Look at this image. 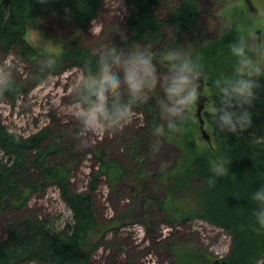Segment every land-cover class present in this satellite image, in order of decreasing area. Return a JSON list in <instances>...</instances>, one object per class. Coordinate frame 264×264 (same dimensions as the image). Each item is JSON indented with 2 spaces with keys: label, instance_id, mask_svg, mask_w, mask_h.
<instances>
[{
  "label": "trees",
  "instance_id": "1",
  "mask_svg": "<svg viewBox=\"0 0 264 264\" xmlns=\"http://www.w3.org/2000/svg\"><path fill=\"white\" fill-rule=\"evenodd\" d=\"M122 1L126 8L123 22L125 38L120 42L105 43L101 51L95 52L78 39L56 51H40L28 42L26 36L32 24L55 18L66 19L79 32H86L101 14L105 0H0V53H12L19 61L32 65L35 69L32 85L35 86L43 81L46 70L60 72L77 68L81 71L85 58H95L110 47L123 50L132 41L157 45L154 56L158 55L168 47L181 45L180 38L185 31L195 32L200 25V13L190 3L179 0ZM167 28L175 29L176 38L165 42L164 30ZM235 34H238L237 28L230 32L232 40ZM225 39L221 37L195 48L192 44L187 47L201 54L205 70L202 86H210L215 93L213 97L218 94L215 82L222 72L217 56L224 47ZM43 55L56 56V67L45 68L40 62ZM160 71L163 73L165 68L161 66ZM259 83L261 87L256 90V99L249 109L253 113L252 124L239 136L216 132L209 121L208 111L204 113V118L216 140L215 148H206L195 142L191 121L186 131L162 136L176 145L180 154L174 164L157 177V185L168 186L166 199L156 202L167 220L180 225L203 220L223 229L231 238V249L224 264H258L264 260V228L256 230L252 215L255 205L250 199L251 190L264 183V77ZM25 93L24 83L15 81L13 86L0 89V99L3 94L17 98ZM135 111L143 116V125L135 130L131 140V147L134 151L138 150L135 173L139 174L151 154L150 141L156 135L153 128L159 117L154 99L136 106ZM69 129L73 132L72 136L78 138L81 131L78 122ZM66 136L63 132L52 135L51 128L46 127L22 137L10 132L0 121V214L20 210L31 193L49 185L58 189L72 214L71 221L61 227H57L52 220L39 217H27L10 224L0 234V264H91L95 252L102 247L110 249L108 264H135L134 258L124 250L125 244L117 239L109 241L107 237L119 230L124 225L123 221L116 219L101 223L94 199L102 176L114 184L133 172L120 161L105 158V153L97 146H91L84 153L96 159L98 170L91 172L88 190L73 191L70 168L63 160L56 159L59 154L74 157L72 151L77 146L76 142L69 146L61 145ZM213 159L225 161L226 171L209 184L207 178L212 175L210 167ZM177 194H180V199ZM152 226L149 221H144L146 235L154 239L157 234ZM201 262V257L192 258L181 252L177 257V264Z\"/></svg>",
  "mask_w": 264,
  "mask_h": 264
},
{
  "label": "rangeland",
  "instance_id": "2",
  "mask_svg": "<svg viewBox=\"0 0 264 264\" xmlns=\"http://www.w3.org/2000/svg\"><path fill=\"white\" fill-rule=\"evenodd\" d=\"M179 1L194 5L200 13L198 29L195 32L185 31L180 38V46L187 48L192 44L195 48L204 42L228 37L217 56L220 59L219 66L222 72H228L233 62L229 50L232 29L237 28L238 33L247 30L252 39H258L257 32L260 30L261 37H264V19L260 20V25H257L255 17L243 0ZM125 18L126 8L122 0H105L101 14L86 32H79L66 19L55 18L32 24L26 39L40 51H56L63 45L78 39L82 45L99 52L103 44L120 42L125 38L123 31ZM236 37L235 34L233 39ZM175 38V29L164 30L165 42ZM140 44L150 50L153 55L158 49L157 45H148L143 42ZM0 66L11 68L14 81L23 82L27 89V93L20 94L17 98H13L11 94H3L0 99V121L10 132L22 137H28L50 127L52 135L62 132L67 135L65 140H61L62 146H69L76 142L77 146L72 151L74 157L69 158L61 154L56 156V159L63 160L71 170L70 186L73 191L88 190L91 172L98 170L96 159L84 153L91 146H97L105 153V158L120 161L125 168L133 172L124 175L114 184H110L108 178L102 176L94 193V199L101 223L116 219L123 221L124 225L107 237L109 241L117 239L125 244L124 250L128 256L134 258L135 264H177L180 252L192 258L201 257L202 264H224V259L231 249V238L223 229L203 220H195L186 225L167 220L156 202L158 199L164 201L167 197L168 184L157 185L156 181L157 177L164 174L178 158L180 153L176 145L167 142L162 136L155 135L150 141L151 154L147 163L141 173H135L138 163L135 158L138 150L134 151L131 147V140L135 130L143 125L141 114L134 110L131 118L116 130L95 132L81 130L78 138L73 137V132L69 128L72 129L77 123L75 113L78 106L74 103L73 91L82 78L79 69L60 72L46 70L43 81L34 86L32 84L35 69L32 65L19 61L14 54L0 53ZM257 79L261 81V77ZM201 94L207 96L210 101L215 93L210 86L204 85L201 87ZM208 101L205 103L204 112L208 111ZM199 126L195 113L191 120L195 142L206 148H215L216 140L210 127L206 125L205 128L211 135L212 146L202 137ZM63 127H67L68 130H64ZM85 144L87 147H84ZM176 197L181 198L180 194ZM187 200L188 197L185 198V201ZM27 217L49 219L54 221L57 227H61L71 221L72 214L61 199L58 189L49 185L31 193L20 210L7 215L0 214V234L10 224ZM146 220L153 224L152 227L156 231L157 235L154 239L146 235L144 227ZM109 253L110 249L107 247L98 249L91 264H108ZM120 261L123 259L120 258ZM258 264H264V260Z\"/></svg>",
  "mask_w": 264,
  "mask_h": 264
},
{
  "label": "clouds",
  "instance_id": "3",
  "mask_svg": "<svg viewBox=\"0 0 264 264\" xmlns=\"http://www.w3.org/2000/svg\"><path fill=\"white\" fill-rule=\"evenodd\" d=\"M264 12L257 13V19ZM233 58L228 72L216 79L218 94L208 101L209 121L216 132L239 136L252 124L249 110L261 87L257 78L264 77V37L250 38L248 31L237 34L229 44ZM41 64L53 69L58 58L43 55ZM161 66L165 68L162 73ZM83 76L74 90L78 106L75 118L85 132L116 130L132 116L135 107L154 99L159 121L153 132L173 136L187 130L199 107L202 79L205 75L202 56L186 47L176 45L153 53L137 41L124 50L110 47L95 58H85ZM11 68L0 66V89L14 85ZM84 147H87L85 144ZM209 184L226 171V162L211 164ZM255 207L252 215L256 230L264 228V183L251 190Z\"/></svg>",
  "mask_w": 264,
  "mask_h": 264
},
{
  "label": "water",
  "instance_id": "4",
  "mask_svg": "<svg viewBox=\"0 0 264 264\" xmlns=\"http://www.w3.org/2000/svg\"><path fill=\"white\" fill-rule=\"evenodd\" d=\"M245 4L247 5L248 10L252 13V15L255 17L256 19V24L260 25L259 22L261 19H257V13L258 12H264V0H244ZM258 35V39L261 38V33L260 30H258L257 32ZM201 100L199 102V107L196 111V117L199 121V127H200V131L202 134V137L205 139V141L212 146V139H211V135L207 132L205 126H206V122H205V118H204V109H205V103L206 101H208L207 96H205L204 94H201Z\"/></svg>",
  "mask_w": 264,
  "mask_h": 264
},
{
  "label": "flooded vegetation",
  "instance_id": "5",
  "mask_svg": "<svg viewBox=\"0 0 264 264\" xmlns=\"http://www.w3.org/2000/svg\"><path fill=\"white\" fill-rule=\"evenodd\" d=\"M243 2H244V0H243ZM245 3V2H244ZM261 20H263V19H261Z\"/></svg>",
  "mask_w": 264,
  "mask_h": 264
}]
</instances>
